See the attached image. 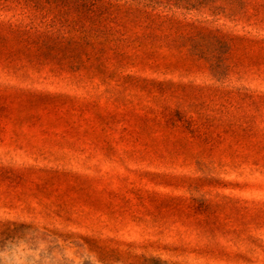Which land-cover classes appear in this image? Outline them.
Segmentation results:
<instances>
[{"label":"rangeland","instance_id":"rangeland-1","mask_svg":"<svg viewBox=\"0 0 264 264\" xmlns=\"http://www.w3.org/2000/svg\"><path fill=\"white\" fill-rule=\"evenodd\" d=\"M0 264H264V0H0Z\"/></svg>","mask_w":264,"mask_h":264}]
</instances>
